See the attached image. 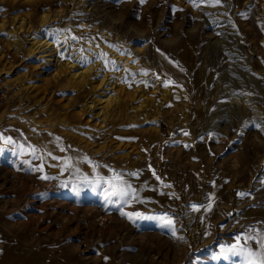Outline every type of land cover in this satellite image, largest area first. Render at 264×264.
<instances>
[{
	"label": "rangeland",
	"instance_id": "rangeland-1",
	"mask_svg": "<svg viewBox=\"0 0 264 264\" xmlns=\"http://www.w3.org/2000/svg\"><path fill=\"white\" fill-rule=\"evenodd\" d=\"M0 92V264L261 260L264 0H0Z\"/></svg>",
	"mask_w": 264,
	"mask_h": 264
},
{
	"label": "bare ground",
	"instance_id": "bare-ground-1",
	"mask_svg": "<svg viewBox=\"0 0 264 264\" xmlns=\"http://www.w3.org/2000/svg\"><path fill=\"white\" fill-rule=\"evenodd\" d=\"M49 19V15L45 14L42 17L43 21H47ZM150 31V28H149ZM165 39V38H164ZM33 40H35V38H33ZM87 43H90L91 46L93 47L95 44H93L91 39H88ZM102 43H100L101 45ZM33 46L29 47L26 52L29 58H34L35 56H37L36 58L42 59L44 56V53L47 52L46 49V45L47 42L46 41H42L41 39H37L35 42L32 43ZM170 45H172L173 47L178 49L179 43L178 42H173ZM186 45V44H185ZM188 45V44H187ZM102 47V46H101ZM192 48V47H191ZM106 49V48H105ZM133 49V48H132ZM186 49V48H185ZM100 51V50H98ZM109 51H111V49H109ZM185 51V50H184ZM187 54H189V58H193V51L192 49L187 48ZM102 52V51H101ZM114 53V51H113ZM154 53V54H153ZM38 54H40V56H38ZM151 54L154 55V57H151ZM184 54V53H183ZM193 54V55H192ZM185 55V54H184ZM169 54L166 51V47H164L163 49L158 48L157 44L153 41H151L149 43V82H151L150 78H156V77H160L161 81L163 84H165L164 82H174V80L178 79L179 76L178 74H180L179 70H178V64H176V62H172L169 58ZM182 56V55H181ZM187 56V55H186ZM182 60V59H181ZM179 60V61H181ZM186 60V59H185ZM177 61V60H176ZM187 61V60H186ZM182 62V61H181ZM193 63V62H192ZM184 64V62H183ZM189 64V63H188ZM191 64V63H190ZM73 64L71 61L66 63V66L68 67H72ZM79 65V64H78ZM180 65V64H179ZM194 65V64H193ZM76 67V66H75ZM87 68H92V65H89V67ZM205 69V68H204ZM92 71V70H91ZM173 72L176 74V76H174L173 80L170 78L171 75L170 73ZM83 73V72H82ZM85 78V77H84ZM226 83V82H225ZM165 86V85H164ZM219 88V87H218ZM173 90V89H172ZM171 89L169 88H165L164 93L166 95V97H169L172 93H171ZM213 93V92H212ZM186 95V94H185ZM187 96V95H186ZM216 96V95H215ZM239 96V95H237ZM165 97V98H166ZM108 99V98H107ZM190 100V99H189ZM188 100V101H189ZM242 101V100H241ZM240 101V102H241ZM222 104V103H221ZM244 104L246 107V110H248V112L250 114H252V117L257 118V120L261 119L264 116V110L263 107H261L259 105V102H257L256 99H251L246 97L244 100ZM106 106V105H105ZM91 107V105H90ZM106 109V108H104ZM106 112V111H105ZM198 112H196L197 114ZM256 120V119H255ZM261 125V124H260ZM223 130V129H222ZM223 134V133H222ZM261 141V140H260Z\"/></svg>",
	"mask_w": 264,
	"mask_h": 264
},
{
	"label": "snow or ice",
	"instance_id": "snow-or-ice-1",
	"mask_svg": "<svg viewBox=\"0 0 264 264\" xmlns=\"http://www.w3.org/2000/svg\"><path fill=\"white\" fill-rule=\"evenodd\" d=\"M217 3H219V0H217ZM165 86H167V84H165ZM184 134L188 135V133H184ZM185 147H188V145H185ZM135 174L136 173H133V175H135ZM42 178L48 179L47 176H44ZM157 179H159V177H157ZM109 184L112 188L111 195L120 198L125 203L128 201V198L134 194V191L131 190L129 186L123 184L122 178H121V185L122 186L112 185L111 181H109ZM122 215H126L130 220H133L134 217L144 218L140 213H122ZM160 219L166 221L167 226H171L174 223L170 218L167 217L166 214H165V216L160 217ZM133 222H135V221L133 220ZM229 250L234 251V249H229ZM248 255H249V257H251L252 255H254V253L249 252ZM249 264H252L251 260L249 261ZM258 264H264V253H261V260L258 262Z\"/></svg>",
	"mask_w": 264,
	"mask_h": 264
},
{
	"label": "built area",
	"instance_id": "built-area-1",
	"mask_svg": "<svg viewBox=\"0 0 264 264\" xmlns=\"http://www.w3.org/2000/svg\"><path fill=\"white\" fill-rule=\"evenodd\" d=\"M1 99H2V94H1V92H0V101H1Z\"/></svg>",
	"mask_w": 264,
	"mask_h": 264
}]
</instances>
